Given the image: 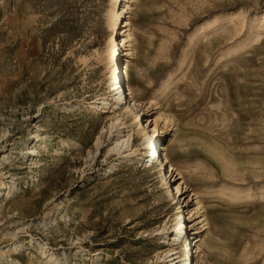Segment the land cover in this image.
Instances as JSON below:
<instances>
[{"label": "rangeland", "instance_id": "rangeland-1", "mask_svg": "<svg viewBox=\"0 0 264 264\" xmlns=\"http://www.w3.org/2000/svg\"><path fill=\"white\" fill-rule=\"evenodd\" d=\"M112 2L0 0V148L12 158L0 178L17 187L0 197V250L20 245L8 253L18 264H43L34 241L64 264H162L170 247L161 230L181 213L192 264H263L264 0L122 2L137 48L126 78L135 123L123 111L128 95L116 115L87 107L112 94L103 60ZM215 18L219 24L205 28ZM147 113L173 119L189 143L171 156L186 187L148 151L136 161L107 153L118 114L142 153L137 128L156 134ZM156 129L162 148L168 132L161 121ZM210 144L235 173L222 171ZM221 187L236 196L217 193ZM196 200L209 226L204 243L194 240ZM184 241L173 246L180 255Z\"/></svg>", "mask_w": 264, "mask_h": 264}, {"label": "bare ground", "instance_id": "bare-ground-1", "mask_svg": "<svg viewBox=\"0 0 264 264\" xmlns=\"http://www.w3.org/2000/svg\"><path fill=\"white\" fill-rule=\"evenodd\" d=\"M112 5L108 11L109 16V25L111 28V33L109 34L107 38V42L105 45V49L103 52V60L105 63L106 73H108V76L110 79L115 80V82L111 83V87L113 89L111 90L112 94L110 96H100L95 98L94 100L87 103V107L89 109H92L95 111L102 110L103 113H111V114H117L118 107L120 108V104L123 101V98L126 97V95L129 96V103L128 107L124 108V112L130 117V120H132L133 123L138 122L139 116H136L132 113L130 106H135L136 101L133 98V96L129 92V86L126 83L127 78V72L131 71V69L134 67L131 62H133L136 59V46H135V39L132 37L131 29L125 28L128 24H123L125 20V14L126 10L129 9L128 6H122V2L126 1V4L130 3H136V0H112ZM119 2V3H117ZM130 7V6H129ZM221 19H210L204 22L205 28H214L216 27ZM124 29V30H123ZM202 28L195 31V37H199V35L202 34ZM192 41V40H191ZM187 49L183 50V54L186 52ZM123 53V54H122ZM124 55V58L122 59L121 56ZM184 56V55H183ZM136 71V75H137ZM107 76V78H108ZM117 83V91L115 90L114 84ZM166 86V85H165ZM127 93V94H126ZM116 96V97H115ZM157 102L155 100L149 101V108L156 109ZM158 108V107H157ZM117 109V110H116ZM120 110V109H119ZM119 113V112H118ZM149 113V111H148ZM147 113V115H148ZM117 116L114 117L112 123L109 126L110 133L116 132V134L112 138V145L107 149V153H114L115 155H119L117 157L118 160L124 159L126 157V152L134 154L131 158L136 161L138 159V156L140 154H144L146 151L151 153L155 159L152 158L150 161L151 163L154 161L159 162L160 164H165L164 169L172 174L176 173L177 179L181 180V184L185 185L184 182V175L181 172L179 167H175L173 165V159L171 156H175V150L177 153L184 152V150L187 149V146L189 143H186L183 139L182 135H176L175 131H178L177 128H175V123L173 122V119L168 118L167 116L163 114H157L153 119H150V115H148L147 120H149V127L151 128V131L156 133L152 136V138H148L144 136L142 128L138 127L136 130V135L141 138L142 148L140 149L142 153H137L138 148H133V135L129 134L126 128H128L127 125H125V121L123 122V119ZM163 122V125L166 126V132L167 139L165 142L162 143V145L159 148L158 141L160 139H157L158 135L161 134V132H158L156 129V123L157 122ZM5 133L7 134V130L0 133V138L4 137ZM160 137V135H159ZM200 142V141H199ZM167 143V144H166ZM99 140L96 143V146L99 145ZM208 151V153L212 156V158L221 166L222 171L226 173V175H231L235 173V170L233 168V162L229 158H227L223 151L220 150V148L217 145H208V147L205 149ZM37 150L30 149L28 151L29 155L34 157L37 155ZM136 152V154H135ZM163 152V154H162ZM174 152V153H173ZM172 154V155H171ZM198 157V156H197ZM200 157V156H199ZM11 155L9 153H5V150L0 148V173L2 172V167L11 162ZM199 159V158H198ZM33 161V159L31 160ZM36 164L35 162H33ZM167 164V167H166ZM200 165V164H199ZM198 164H196V168H200ZM113 163L110 164L107 167V172L110 173L113 169ZM202 167V166H201ZM235 167V166H234ZM202 168H200L201 170ZM206 174V173H205ZM7 178V177H5ZM5 178H0V197H11L13 193L17 190V187L15 186L14 181L12 180V177L9 181L5 182ZM211 184V183H210ZM226 190L225 187H221L217 193L222 194L226 197H229L231 200L236 196V193H232L229 195H226L224 191ZM231 190V189H230ZM178 188H176V192L178 193ZM170 192V191H169ZM234 192V190H233ZM247 192V190H245ZM249 192V190H248ZM238 193V192H237ZM242 193V192H241ZM198 194V192H194L193 195ZM246 196H249L246 194ZM195 198V197H194ZM197 198V197H196ZM202 206H200V201H195V211L192 213V216H194V219L197 220V223L200 224L199 230L195 233L194 240L196 242L201 241L202 239L206 237L207 231L209 230L208 221L206 219L205 214L201 211ZM179 217H176L173 219V223L168 226V228H165L164 230H161L162 237L164 238L163 243H167L169 245V249L167 252L160 257V262L162 264H192V250L190 249V242L189 240L193 237L188 236L189 228L186 224V221L188 222V218L182 216L181 213L177 214ZM22 229V228H21ZM178 230V231H177ZM184 236H181L183 235ZM190 238V239H189ZM185 240L186 242L185 248L181 250L182 255H180L179 251H176L173 246L178 245L179 241ZM34 241L32 238H30L29 242L31 243ZM35 249L39 253V255L42 257V263L43 264H64L59 259L58 256L55 255L52 251L48 249L44 244H40L38 242H35ZM204 243V242H203ZM195 247V244L193 245V248ZM198 248V247H197ZM19 249H21L20 245H13L11 248H7L6 251L0 250V260L4 264H18L16 261H13L9 258L8 253L11 252H18ZM180 256H183L181 258ZM9 258V260H8ZM262 258V257H261ZM252 259V258H251ZM264 261V260H263ZM255 262L254 264H256ZM264 264V263H263Z\"/></svg>", "mask_w": 264, "mask_h": 264}, {"label": "built area", "instance_id": "built-area-1", "mask_svg": "<svg viewBox=\"0 0 264 264\" xmlns=\"http://www.w3.org/2000/svg\"><path fill=\"white\" fill-rule=\"evenodd\" d=\"M114 82H115V80H114ZM116 84H117V83H115L114 86H115V88H116L115 90L117 91L118 89H117V87H116V86H117Z\"/></svg>", "mask_w": 264, "mask_h": 264}]
</instances>
